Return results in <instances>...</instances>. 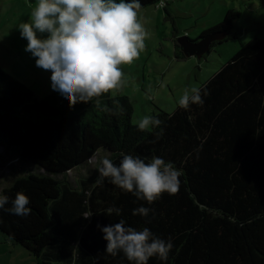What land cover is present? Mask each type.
<instances>
[{"label": "trees", "instance_id": "16d2710c", "mask_svg": "<svg viewBox=\"0 0 264 264\" xmlns=\"http://www.w3.org/2000/svg\"><path fill=\"white\" fill-rule=\"evenodd\" d=\"M159 1L139 0L138 11ZM238 15L229 10L198 38L229 31ZM200 88L203 105L159 110L152 116L162 123L141 131L126 94L70 107L0 66V141L14 146L0 195L10 208L22 191L31 209L26 217L0 209V230L40 264H133L105 251L101 228L120 219L171 238L167 260L148 264H264V38L253 36ZM122 154L172 161L183 172L178 192L149 204L109 178L97 183L102 159L119 165ZM113 205L120 216L108 214ZM141 205L148 217L133 215Z\"/></svg>", "mask_w": 264, "mask_h": 264}, {"label": "clouds", "instance_id": "9594fccd", "mask_svg": "<svg viewBox=\"0 0 264 264\" xmlns=\"http://www.w3.org/2000/svg\"><path fill=\"white\" fill-rule=\"evenodd\" d=\"M160 6H164L163 0ZM140 8L139 0H36L30 20L20 23L18 30L27 41L25 51L35 59V66L51 73V89L73 107L123 87L121 65L139 58L150 35L138 18ZM177 103L185 110L193 104L203 105L202 89L185 88ZM161 123L156 116L145 115L138 129L145 131ZM98 173L97 183L109 178L118 188L149 204L165 192L176 194L183 175L172 161L153 155L146 162V158L132 154H122L119 165L103 158ZM8 203L9 197L0 195V209L20 217L31 212L30 200L22 191L11 200V207L5 208ZM107 211L120 216L122 210L113 205ZM150 211L141 205L133 209V215L148 217ZM101 231L107 242L105 251L112 256L122 252L133 264H148L152 257L166 261L173 247L171 238L162 239L148 227L137 230L123 219L103 226Z\"/></svg>", "mask_w": 264, "mask_h": 264}, {"label": "rangeland", "instance_id": "374dc122", "mask_svg": "<svg viewBox=\"0 0 264 264\" xmlns=\"http://www.w3.org/2000/svg\"><path fill=\"white\" fill-rule=\"evenodd\" d=\"M164 1L165 7L152 3L138 11V18L150 35L139 58L131 64L121 65L125 73L123 87L111 91L112 95L121 93L130 97L134 124L159 110L173 112L185 88H200L253 36L264 38V0ZM35 3L36 0H0V66L35 93L45 96L53 91L51 73L35 66V59L25 51L27 41L21 38L18 30L20 23L30 20ZM231 9L239 12L231 29L207 34H223L228 38L218 40L201 59L196 55L187 56L181 47H176V37L198 38L222 22ZM1 136L0 188L8 183V165L12 161L7 158L14 147L3 134ZM0 264L40 263L25 247L0 230Z\"/></svg>", "mask_w": 264, "mask_h": 264}, {"label": "water", "instance_id": "95a60500", "mask_svg": "<svg viewBox=\"0 0 264 264\" xmlns=\"http://www.w3.org/2000/svg\"><path fill=\"white\" fill-rule=\"evenodd\" d=\"M226 35L218 34V35H210L202 38L199 42L192 41L188 36H182L177 38V43L183 48L185 54L189 55H197L200 58L203 53L209 50L210 44L214 40H223Z\"/></svg>", "mask_w": 264, "mask_h": 264}, {"label": "flooded vegetation", "instance_id": "af4514ba", "mask_svg": "<svg viewBox=\"0 0 264 264\" xmlns=\"http://www.w3.org/2000/svg\"><path fill=\"white\" fill-rule=\"evenodd\" d=\"M207 35H205V36H202V37H200V38H195V39H191L192 41H195V42H199L202 38H205ZM225 39V38H224ZM222 40H219V42H221ZM216 42H218V40H214L211 44H210V48H209V50L208 51H206L205 53H203V55L200 57V59L207 53V52H209L210 51V49H211V47L213 46V44L214 43H216ZM176 47H178L177 45H176ZM182 48V47H181ZM183 49V48H182ZM197 56V55H196ZM198 57V56H197Z\"/></svg>", "mask_w": 264, "mask_h": 264}, {"label": "built area", "instance_id": "2783aa9c", "mask_svg": "<svg viewBox=\"0 0 264 264\" xmlns=\"http://www.w3.org/2000/svg\"><path fill=\"white\" fill-rule=\"evenodd\" d=\"M163 3H164V6H165L166 2L164 0H163ZM160 4H161V0L157 3V7H161Z\"/></svg>", "mask_w": 264, "mask_h": 264}]
</instances>
